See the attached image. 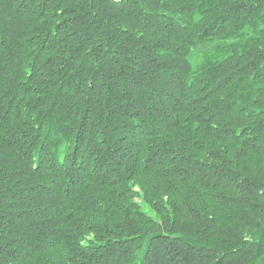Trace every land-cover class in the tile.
<instances>
[{
  "label": "trees",
  "instance_id": "16d2710c",
  "mask_svg": "<svg viewBox=\"0 0 264 264\" xmlns=\"http://www.w3.org/2000/svg\"><path fill=\"white\" fill-rule=\"evenodd\" d=\"M0 264H264V0H0Z\"/></svg>",
  "mask_w": 264,
  "mask_h": 264
},
{
  "label": "rangeland",
  "instance_id": "374dc122",
  "mask_svg": "<svg viewBox=\"0 0 264 264\" xmlns=\"http://www.w3.org/2000/svg\"><path fill=\"white\" fill-rule=\"evenodd\" d=\"M197 60H198L197 57L194 56L193 59H192V64H195L197 62Z\"/></svg>",
  "mask_w": 264,
  "mask_h": 264
}]
</instances>
